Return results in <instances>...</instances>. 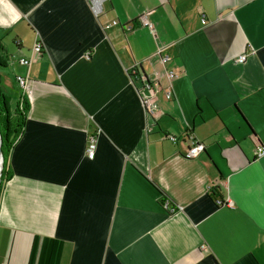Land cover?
<instances>
[{
  "label": "crops",
  "instance_id": "crops-1",
  "mask_svg": "<svg viewBox=\"0 0 264 264\" xmlns=\"http://www.w3.org/2000/svg\"><path fill=\"white\" fill-rule=\"evenodd\" d=\"M97 6L0 0V39L18 47L2 92L30 107L0 192V264H264V0ZM134 66L157 86L152 119ZM194 140L205 151L187 160Z\"/></svg>",
  "mask_w": 264,
  "mask_h": 264
},
{
  "label": "built area",
  "instance_id": "built-area-1",
  "mask_svg": "<svg viewBox=\"0 0 264 264\" xmlns=\"http://www.w3.org/2000/svg\"><path fill=\"white\" fill-rule=\"evenodd\" d=\"M87 1L89 3H91L93 11L96 14L98 11L97 0H87ZM149 14L150 13H145L142 16H140L139 22H140L141 27L148 29L151 32V34H154L153 25L148 20ZM202 24H205L204 20H202ZM111 25H117V22H112ZM41 51H42L41 45L38 42H36L33 49H32V54L35 56V55L41 54ZM163 52H164V49L161 48L157 51L156 55L160 58V60L163 64H168L169 63V57L166 54H164ZM251 52L252 51H250V53ZM246 58H247V55H241L237 58L236 62L241 64V63L245 62ZM31 62H32L31 59H20L19 60V63L23 66H26V67H30ZM133 68H136V66H134ZM165 76L168 80H172L176 77L174 72L170 71V70L165 72ZM157 78H158V76H156V79ZM17 82H18L19 87L22 89L23 93H26L28 91V85H27L28 80L27 79H18ZM156 88H157V86H153V84H149V83L145 84L144 83L142 89L140 90V92H142L140 95L141 105H142V108L144 110L145 117L147 119H152L153 115L155 114V111L157 110V106L155 105V103L153 101V99L155 97ZM165 97H166V99H170L171 94L169 92H167L165 94ZM189 138L192 139L191 136H189ZM166 139L169 140L170 142H173V143L176 141L175 138L170 136V135H168L166 137ZM95 151H96L95 137L92 135L91 136L89 135V137L87 138V143H86V147H85V151H84L85 156L89 160H92L95 156ZM204 151H205L204 144L194 140L192 146H190L187 149V151L183 157L187 160H191V159L198 157ZM255 154H256V157H258V158L264 156V149L263 148H257V151ZM162 205H163V208L165 210H167L169 215H173L176 212L181 210L180 207H170L169 202H167V201H165ZM218 205H223V202H218Z\"/></svg>",
  "mask_w": 264,
  "mask_h": 264
},
{
  "label": "trees",
  "instance_id": "trees-1",
  "mask_svg": "<svg viewBox=\"0 0 264 264\" xmlns=\"http://www.w3.org/2000/svg\"><path fill=\"white\" fill-rule=\"evenodd\" d=\"M4 65L5 64L0 60V67H3ZM128 75L133 82L138 80L141 81L142 84H148L143 72L139 68L129 69ZM29 109V103L24 95H22L15 105L11 107L9 104V98L0 89V135L3 155L0 192L2 186L11 178L7 167L8 156L14 144L23 134ZM162 200L163 199H161V204L165 202Z\"/></svg>",
  "mask_w": 264,
  "mask_h": 264
},
{
  "label": "rangeland",
  "instance_id": "rangeland-1",
  "mask_svg": "<svg viewBox=\"0 0 264 264\" xmlns=\"http://www.w3.org/2000/svg\"><path fill=\"white\" fill-rule=\"evenodd\" d=\"M16 40L14 41L12 37H4L0 39V46L2 47L0 49V60L1 57L2 59L5 61V63L7 64L6 67H0V82H3V84L0 83V89L1 91H7L5 85H4V81H6V77L11 76L13 74V69L14 67L12 64V61L10 60L14 53L18 51V47L16 44ZM26 45L28 42H21V44ZM26 47V46H24ZM5 87V88H4Z\"/></svg>",
  "mask_w": 264,
  "mask_h": 264
},
{
  "label": "water",
  "instance_id": "water-1",
  "mask_svg": "<svg viewBox=\"0 0 264 264\" xmlns=\"http://www.w3.org/2000/svg\"><path fill=\"white\" fill-rule=\"evenodd\" d=\"M0 163H1L0 178H1V171H2V168H3V155H2V150H1V135H0Z\"/></svg>",
  "mask_w": 264,
  "mask_h": 264
},
{
  "label": "bare ground",
  "instance_id": "bare-ground-1",
  "mask_svg": "<svg viewBox=\"0 0 264 264\" xmlns=\"http://www.w3.org/2000/svg\"><path fill=\"white\" fill-rule=\"evenodd\" d=\"M0 168H1V163H0Z\"/></svg>",
  "mask_w": 264,
  "mask_h": 264
}]
</instances>
